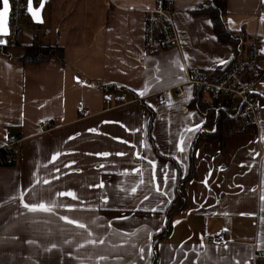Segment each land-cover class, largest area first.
I'll return each mask as SVG.
<instances>
[{"label": "crops", "instance_id": "obj_1", "mask_svg": "<svg viewBox=\"0 0 264 264\" xmlns=\"http://www.w3.org/2000/svg\"><path fill=\"white\" fill-rule=\"evenodd\" d=\"M171 1L176 48L153 53L144 49L145 13L156 0H46L42 24L27 15L17 44L7 53L21 57L37 34L43 45L63 49L65 65L51 58L21 66L0 55V149L10 136L21 140L19 165L0 166V264H248L255 249L264 250V49L258 53L262 77L254 88L256 133L231 135L223 148L218 141H195L205 131L204 118L189 107L198 88L186 84L188 74L198 70L215 80L228 66L232 49L219 43L207 15L192 13L208 0ZM225 22L233 32L264 38V0H226ZM98 83L122 88L119 92L128 102L107 109L104 100L113 93L104 94ZM160 93L165 104L157 100ZM79 100L92 113L86 120L76 115ZM189 113L196 115L189 120ZM44 121L52 130H40ZM192 124L201 127L195 134L185 133L191 140L179 153L169 141L178 143L175 133ZM57 152L61 155L53 161ZM105 152L110 155H96ZM148 160L156 164L155 183L161 182L162 171L175 176L166 197L149 191ZM192 163L185 208L169 217L168 229L165 210L175 194L177 173L184 178ZM137 168L144 185L139 174L121 175ZM37 178L49 184H35ZM100 181L104 189L89 187ZM134 186L136 193L131 192ZM29 189L25 202L55 200L54 214L23 208L18 196ZM62 191L79 199L56 195ZM105 193L107 204L100 199ZM144 194L149 200L141 203ZM158 200L164 202L157 211L144 210ZM61 216L84 223L87 231ZM221 232L228 240L223 247L205 243L206 234ZM98 239L104 244L87 243ZM147 243L153 255L141 260L138 249Z\"/></svg>", "mask_w": 264, "mask_h": 264}, {"label": "built area", "instance_id": "obj_2", "mask_svg": "<svg viewBox=\"0 0 264 264\" xmlns=\"http://www.w3.org/2000/svg\"><path fill=\"white\" fill-rule=\"evenodd\" d=\"M34 6L40 4V0H33ZM27 0H9V18L7 44L15 46L17 39L23 31L27 18ZM46 34L49 31L45 32ZM249 49L242 60L237 61L217 80L206 79L198 70L188 74L186 84L198 88L201 94L211 99L230 98L239 102L242 115L251 118L255 122L256 102L251 96L256 84L262 77L263 64L258 53L264 49V38L260 36L250 37ZM179 38L173 21V3L171 0H156L155 7L146 11L144 21V49L147 53H153L168 48H176ZM179 90L177 96H181ZM161 104L166 103L163 93L157 95ZM128 102L125 94L113 93L110 98L104 100L107 109L115 108ZM75 112L80 120L92 116L91 111L84 105L82 100L77 101ZM41 131H50L53 125L44 121L39 125ZM21 140L10 136L6 147L20 148ZM206 244L223 247L227 242L224 233H209L204 237ZM248 264H264V250L255 249Z\"/></svg>", "mask_w": 264, "mask_h": 264}, {"label": "trees", "instance_id": "obj_3", "mask_svg": "<svg viewBox=\"0 0 264 264\" xmlns=\"http://www.w3.org/2000/svg\"><path fill=\"white\" fill-rule=\"evenodd\" d=\"M192 13L195 15H207L211 20L214 35L219 43L229 45L232 49V58L225 70L215 78V80H217L237 61L242 60L243 56L249 49V42L251 41L250 37L245 35L242 31L233 32L228 29L225 22L226 0H208L205 4L192 10ZM9 46V44L6 46H0V55L21 66L40 64L47 62L51 58L55 59L61 66L65 65L63 61V49L57 45H43L37 34H35L32 44L25 46L22 56L17 59L11 58L7 53V48ZM97 86L106 95L123 91L122 88L116 87L112 84L98 83ZM195 91V99L192 100L189 107L195 108L202 115L204 118L203 129L205 130L195 136V141H218L221 148H223L231 135L256 133V128L254 124H252L251 118L242 115L239 104H234L233 99L208 98V100H206L200 90L196 89ZM251 96L254 98L255 92H253ZM139 103L143 104L141 101H139ZM152 115V112H150V119L147 128L148 137H150ZM193 153L194 151L191 150L192 155ZM19 163L20 148L15 149L13 147H3L0 149V166L13 167L18 166ZM193 168L192 163L189 174L184 178H181L179 173H177L175 194L165 210L168 218V229L170 228L169 217L185 208L186 196L184 187L193 178Z\"/></svg>", "mask_w": 264, "mask_h": 264}, {"label": "snow or ice", "instance_id": "obj_4", "mask_svg": "<svg viewBox=\"0 0 264 264\" xmlns=\"http://www.w3.org/2000/svg\"><path fill=\"white\" fill-rule=\"evenodd\" d=\"M41 7H43V4H41ZM8 11H9V0H3V11H0V34H7V17H8ZM28 11L32 14L33 18L39 20V13L36 11H33L32 7H31V0H29V8ZM0 43H2V41H0ZM220 63H225V61H220ZM182 70V69H181ZM140 95H143V93H140ZM196 114L195 113H189L187 119L191 120L192 117H194ZM123 127V125H121ZM201 127L200 124H192V125H186L184 126V131L180 132L177 131L175 133L176 136H179V142H175L174 140H170V143H173L174 148H176V150L179 153H184L185 149L188 147V144L186 143V141H190L191 140V136H185V133H192L195 134L196 130L199 129ZM90 131L95 132V129H90ZM135 131H140V129H136ZM69 139H73V137H69ZM121 143H127V141L121 140ZM133 147H135V145H133ZM61 155V153L57 152L55 153V155H53L51 157V159L53 161L57 160L58 157ZM89 155H92L91 153H89ZM96 155L98 156H102V157H108L110 154L105 152V153H97ZM115 155L117 156H125L127 155L126 152H117L115 153ZM138 159H148L145 156H141L140 154H136ZM73 164L75 163V161L72 162ZM148 163L152 166V173L150 174L149 180L147 182V186H149V191H153L155 195H158L159 197L163 198L167 196V191L166 189H170L171 188V184H169V181H174L175 180V176L174 175H169V173L167 171H162V176H161V182L160 183H155L156 181V175H155V169H156V164L154 161L152 160H148ZM243 166V165H242ZM65 167H71V164H65ZM99 167H104L103 164H101ZM57 172L60 171V169L58 167H56L55 169ZM139 174L140 179H139V184L140 185H144L145 184V180L143 178V173L141 172V170L139 168L134 169L131 173L128 172H123L121 173V175H136ZM211 174H209L210 176ZM49 184V181L44 179L42 180V178H37L35 180V184ZM203 183L205 184V186H208V182L207 180L203 181ZM90 188H99V189H104L105 188V182L104 181H100L97 184L94 185H89ZM122 191H125V189H121ZM29 191H31V189L26 190L22 193L19 194L18 199L21 202V205L23 206V208L27 209L28 212L31 213H37V212H41V213H49V214H54L53 208L54 206H56V201L55 200H49L48 204H45L43 202L40 203H27L24 200V197L26 195H28ZM137 191V187L134 186L131 188V192L132 193H136ZM253 191H256V189H253ZM33 196H37L39 195L38 192H32ZM57 196L59 197H71L73 200H77L79 199L76 195V193L68 191V192H58L56 193ZM41 199H43V197L41 196ZM100 199H102L104 204L108 203V199H107V194L105 193L104 195H102L100 197ZM261 199L264 200V196H261ZM149 200V195L148 194H144L143 195V199L141 200V203H143V201H147ZM83 201H81L82 203ZM163 200H158L157 204L155 207H152L151 209H144V210H150L152 212H155L158 210L159 205L161 203H163ZM262 211H264V208H262ZM61 220H64L66 223L74 225L77 228L83 229L85 231H87L86 225L84 223H80L75 219H69L66 216H61L60 217ZM119 219H128V217H120ZM94 223V221H93ZM109 227H111V225H109ZM89 236H91V232L88 233ZM131 235L135 236L136 233H132ZM148 240H151V234L148 235ZM104 240L103 239H98V240H88L87 243L89 245H92L93 247L97 246L98 244H104ZM29 243H32L31 241H29ZM203 246V245H201ZM53 247H55V245H53ZM80 248L85 247L84 244H80L79 245ZM132 248H136V244L133 243L131 245ZM138 254H139V258L141 260H145L147 258L152 257L153 255V250H152V244L151 243H147L146 245H142L139 247L138 249ZM187 258V257H185ZM101 259H107L106 257H101ZM170 264H174V262H170ZM237 264H242V261L237 260Z\"/></svg>", "mask_w": 264, "mask_h": 264}, {"label": "water", "instance_id": "obj_5", "mask_svg": "<svg viewBox=\"0 0 264 264\" xmlns=\"http://www.w3.org/2000/svg\"><path fill=\"white\" fill-rule=\"evenodd\" d=\"M45 2L46 0H41L39 6L35 7L33 4V0H31V7L33 9V11H36L39 13V20L33 18L32 14L28 11L29 8V0H27V9H26V13L27 15L31 18L32 22L34 24H42L43 20H42V12L45 6ZM41 4H43V7H41ZM0 11H3V0H1V9ZM8 18H9V11H8V17H7V34H0V41H2V43H0V46H6L7 45V35H8Z\"/></svg>", "mask_w": 264, "mask_h": 264}, {"label": "rangeland", "instance_id": "obj_6", "mask_svg": "<svg viewBox=\"0 0 264 264\" xmlns=\"http://www.w3.org/2000/svg\"><path fill=\"white\" fill-rule=\"evenodd\" d=\"M204 98H207V96H205Z\"/></svg>", "mask_w": 264, "mask_h": 264}]
</instances>
